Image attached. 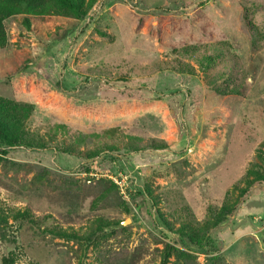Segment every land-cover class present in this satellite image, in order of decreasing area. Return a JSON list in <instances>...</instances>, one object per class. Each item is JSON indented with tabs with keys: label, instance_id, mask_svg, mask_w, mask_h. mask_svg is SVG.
I'll return each instance as SVG.
<instances>
[{
	"label": "rangeland",
	"instance_id": "374dc122",
	"mask_svg": "<svg viewBox=\"0 0 264 264\" xmlns=\"http://www.w3.org/2000/svg\"><path fill=\"white\" fill-rule=\"evenodd\" d=\"M57 22L43 23L38 36L11 28L0 54V96L30 104L27 128L50 146L0 153V200L29 208L36 222L0 229V259L161 264L174 242L189 256L174 251L165 264H264V184L211 232L218 250L209 254L154 223L143 191L160 196L159 210L176 225L202 221L264 151V0H100L83 21L65 30ZM220 44L223 57L206 71L182 51L218 54ZM178 60L196 72L164 68ZM99 138L124 149L93 160L60 151ZM153 138L167 147H149ZM98 217L119 224L90 242L40 232H83Z\"/></svg>",
	"mask_w": 264,
	"mask_h": 264
},
{
	"label": "trees",
	"instance_id": "16d2710c",
	"mask_svg": "<svg viewBox=\"0 0 264 264\" xmlns=\"http://www.w3.org/2000/svg\"><path fill=\"white\" fill-rule=\"evenodd\" d=\"M100 0H0V54L9 48V30L11 28L22 32L28 29L36 34L42 33L43 23H50L53 20L59 21L56 23L60 30H65L69 27L70 21H83L86 17H90L91 13L98 7ZM97 4V5H96ZM63 19V20H60ZM67 23V24H66ZM73 26V25H72ZM250 32H253V28ZM71 42V39H69ZM224 44L217 47L218 54H208L207 51L196 54L194 46H186L183 48V54L190 57L197 63L202 70L206 71L217 59L223 57L225 53ZM197 51V50H196ZM215 56V57H214ZM191 60V61H192ZM178 67L165 61V69H179L182 73L194 74L196 68L190 62H180ZM231 68V66H229ZM162 69V68H161ZM228 72H226L227 74ZM228 87V85H227ZM229 93H238V90L228 88ZM223 93L225 90L222 91ZM31 113V106L28 103L20 102L14 99L4 98L0 96V153L5 154L8 150L17 147H34V148H48L49 143L42 138H37L27 128V118ZM98 137V136H97ZM264 144V143H263ZM128 146V145H127ZM149 147L159 150L167 147L163 141H156L154 138L149 142ZM56 149L59 150L56 145ZM128 148L133 151H139L141 146L129 145ZM120 145L113 141H105L99 138L90 147H77L71 143L65 144L60 151L69 155L77 156L83 160H93L100 156L103 152L119 151ZM126 150V149H125ZM256 160L251 162L250 167L246 170L241 178L240 184H234L229 190L220 204L216 206L210 204L207 206V215L202 221H190L188 219L180 220L179 224L169 220L167 216L159 210L160 196L155 194L153 189L148 185L143 187L144 195L149 199L152 206L156 207V220L147 213L151 220L158 221L166 230L173 232L178 236V242L188 248L195 247L198 253L209 254L213 250H218L213 246V239L211 232L218 228L221 223L226 221L229 217L234 215L240 208L243 201L252 193L257 187L264 184V151L258 148L255 153ZM112 187L117 186L116 183L111 182ZM101 198L104 194H100ZM140 208V205L137 206ZM27 220L30 223H36L31 218L29 208L10 207L0 200V229L6 227L9 221ZM119 221H107L103 218H95L90 227L79 232L73 228L65 229L62 227L44 228L41 233L50 234L53 237L64 238L67 240H78L83 242H90L98 232H102L106 227L118 225ZM174 251H178L179 255L189 256L184 248H178L176 244L165 243L162 249L163 260L161 264H165L167 259L172 256ZM211 257H218L217 254ZM15 258L12 254L3 256L0 259V264H14Z\"/></svg>",
	"mask_w": 264,
	"mask_h": 264
},
{
	"label": "built area",
	"instance_id": "2783aa9c",
	"mask_svg": "<svg viewBox=\"0 0 264 264\" xmlns=\"http://www.w3.org/2000/svg\"><path fill=\"white\" fill-rule=\"evenodd\" d=\"M116 183H119L118 181H117V179H115V178H112Z\"/></svg>",
	"mask_w": 264,
	"mask_h": 264
},
{
	"label": "water",
	"instance_id": "95a60500",
	"mask_svg": "<svg viewBox=\"0 0 264 264\" xmlns=\"http://www.w3.org/2000/svg\"><path fill=\"white\" fill-rule=\"evenodd\" d=\"M122 223H123V224H126V222H124V221H123Z\"/></svg>",
	"mask_w": 264,
	"mask_h": 264
}]
</instances>
